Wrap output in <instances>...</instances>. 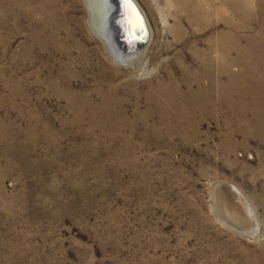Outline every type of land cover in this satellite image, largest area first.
<instances>
[{
  "label": "rangeland",
  "instance_id": "rangeland-1",
  "mask_svg": "<svg viewBox=\"0 0 264 264\" xmlns=\"http://www.w3.org/2000/svg\"><path fill=\"white\" fill-rule=\"evenodd\" d=\"M10 1H0V264H264V0H202L203 23L172 0H135L152 40L132 68L106 57L83 0H60L53 27ZM222 42L228 71L201 84L213 100L227 85L225 110L180 131L156 89L172 79L185 92L186 73L201 71L194 51L218 60ZM215 184L242 194L255 237L218 220Z\"/></svg>",
  "mask_w": 264,
  "mask_h": 264
},
{
  "label": "bare ground",
  "instance_id": "bare-ground-1",
  "mask_svg": "<svg viewBox=\"0 0 264 264\" xmlns=\"http://www.w3.org/2000/svg\"><path fill=\"white\" fill-rule=\"evenodd\" d=\"M130 1L133 4H127L125 0H121L123 6L122 15L119 19L120 14H118L115 20L114 17L117 16L118 6H114L112 0H83L84 8H86L85 10L88 13L87 25L95 38L102 44L106 57L116 66L126 68H132L137 65L138 59L145 55L144 53L147 51L152 40V33L145 14L135 0ZM172 1L177 3V12H181L182 10L187 11V17L189 18L187 19L190 22L203 23L205 21L203 18L205 9L203 4H200L202 0ZM221 1L223 3L227 2V0ZM59 4L60 0H11L9 6H13L20 14L25 12L31 18L38 20L41 25L48 24L49 27H53ZM206 12L209 13V11ZM142 22H144L149 32L147 42L143 44L144 47L139 52L125 54L124 50H131L134 46L131 44V40L135 38L136 31L139 30L141 24L143 25ZM220 39L224 41L226 40V36L223 35ZM222 45L221 56H219L218 60L211 59L201 51L195 52L197 49L194 51V57L201 63V71L196 75H191V77H188V72L186 73V78H184L183 82L187 87L185 92L181 91L178 86L180 83H176L172 79L168 84L156 89L159 98L162 99L164 97L163 99L165 100L161 105L163 113L166 114L165 117L168 116L170 119L176 118V121L180 124V131H196L201 124L213 119L219 110H225L226 98L229 96L227 85L220 87L217 91V95L221 100H218L217 97L216 100H213L211 94L213 92L212 87H206L201 84V80L204 77H209L210 81H213L212 70L215 68L218 69V74L227 73L230 63L228 57L229 46L224 42H222ZM189 78H192V81ZM194 85H197L196 90H194ZM221 103L224 106H221ZM212 104L213 107L211 108ZM222 117L223 119L226 117L225 112L221 114ZM224 121L226 122V120ZM259 121L261 123L260 128L264 133V118H259ZM259 167L260 170L256 176L264 178V155ZM213 198L215 215L223 225L240 235L255 237L256 231L253 229L255 228L256 220L253 210L239 191L233 187L226 186L225 188L217 184L213 190Z\"/></svg>",
  "mask_w": 264,
  "mask_h": 264
},
{
  "label": "water",
  "instance_id": "water-1",
  "mask_svg": "<svg viewBox=\"0 0 264 264\" xmlns=\"http://www.w3.org/2000/svg\"><path fill=\"white\" fill-rule=\"evenodd\" d=\"M112 3L114 4V6H118L117 16H115L114 19L115 20L117 19L118 14H120L119 17H118L120 19L121 15H122V7H123L122 6V3H121V0H112ZM130 3L133 4L131 1H130ZM137 12H138V10H137ZM139 15L142 18L140 12H139ZM142 23H143V25L141 24L139 30L136 31L135 38H133L131 40L132 41L131 44L134 45V46L131 48V50H126V51L124 50V53L125 54L126 53H129V52H135V53L139 52L144 47L143 44H145L147 42V40H148V33L149 32H148V30H147L144 22H142ZM116 27H117V24H116ZM215 185H217V184H215ZM215 185H214V187H215ZM223 185H225V184H223ZM227 186H229L230 188H232V186H230V185H227Z\"/></svg>",
  "mask_w": 264,
  "mask_h": 264
},
{
  "label": "snow or ice",
  "instance_id": "snow-or-ice-1",
  "mask_svg": "<svg viewBox=\"0 0 264 264\" xmlns=\"http://www.w3.org/2000/svg\"><path fill=\"white\" fill-rule=\"evenodd\" d=\"M125 2H126L127 4H130V0H125Z\"/></svg>",
  "mask_w": 264,
  "mask_h": 264
}]
</instances>
